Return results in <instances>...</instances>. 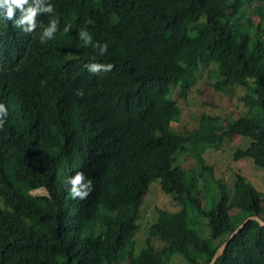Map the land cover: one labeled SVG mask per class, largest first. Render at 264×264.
Here are the masks:
<instances>
[{"label":"trees","instance_id":"16d2710c","mask_svg":"<svg viewBox=\"0 0 264 264\" xmlns=\"http://www.w3.org/2000/svg\"><path fill=\"white\" fill-rule=\"evenodd\" d=\"M48 2L53 12L37 16L33 33L0 20V103L8 111L0 130V264H171L175 257L209 264L225 242L213 264H264L258 220L230 238L247 217L264 220V189L240 173L227 185L208 165L185 170L177 161L238 135L246 145L233 159L264 170V0ZM57 16L54 38L41 43ZM81 29L91 45H82ZM90 62L113 68L93 75L84 67ZM200 65L212 66L215 89L248 79L251 86L241 97L244 114L223 120L201 112L200 129L189 130L174 124L180 108L171 92L187 88ZM77 171L92 181L85 199L72 198L66 183ZM153 182L179 208L156 209L137 242Z\"/></svg>","mask_w":264,"mask_h":264},{"label":"rangeland","instance_id":"374dc122","mask_svg":"<svg viewBox=\"0 0 264 264\" xmlns=\"http://www.w3.org/2000/svg\"><path fill=\"white\" fill-rule=\"evenodd\" d=\"M209 69H212V66H197L190 77V85L187 88H182L180 84L173 87L172 98L178 102L180 108V114L173 119L176 121L174 124H180L189 130L200 129L199 116L201 112L210 116L218 115L223 120L225 117L229 120L234 119L246 112L241 97L248 92L251 86L250 80L237 83L229 88L215 89L213 85H209L213 81L209 76ZM214 126H211L210 129L213 130ZM201 129L209 135L213 134L210 130ZM214 133L216 134L215 131ZM220 145L218 148H206L199 157L183 152L178 156L177 161L185 170H196L202 165H208L212 167V177L219 179L222 183L225 182L227 185H232L234 174L240 173L258 190L262 191L264 189V170H255L253 162L249 158L234 160L232 157L236 148L245 147V141L240 136L234 135L232 138L224 140ZM34 193H45V190L39 189ZM201 201H203L202 198ZM141 208L142 217L139 222L142 226L137 234V242L140 241V238L143 239L145 224L156 215V209L174 211L179 207L171 197L160 190L157 182H153L144 195ZM200 230L203 231L204 229L201 228ZM205 234L207 235V233ZM171 264L184 263L175 257Z\"/></svg>","mask_w":264,"mask_h":264},{"label":"clouds","instance_id":"9594fccd","mask_svg":"<svg viewBox=\"0 0 264 264\" xmlns=\"http://www.w3.org/2000/svg\"><path fill=\"white\" fill-rule=\"evenodd\" d=\"M52 12L53 7L48 0H0V20L9 23L14 31H23L26 34L35 32L37 28V16L42 13L51 14ZM59 23L58 16L50 19L48 25L43 27L40 34L39 39L41 43H46L54 38L59 29ZM70 29L71 25L66 24L63 31L67 33ZM78 36L83 46L92 44V35L86 29H81L78 32ZM95 47L98 49L100 55L107 53L108 46L106 43L97 42ZM0 49H2V43H0ZM84 67L93 75H98L101 72H110L113 64L90 62ZM76 95L83 97V90L77 89ZM7 115L6 106L0 103V130L3 129ZM66 183L70 185V194L74 199H85L92 191V181L87 179L82 171L75 172L68 178Z\"/></svg>","mask_w":264,"mask_h":264},{"label":"water","instance_id":"95a60500","mask_svg":"<svg viewBox=\"0 0 264 264\" xmlns=\"http://www.w3.org/2000/svg\"><path fill=\"white\" fill-rule=\"evenodd\" d=\"M249 219H256V220H258V222L261 224V225H264V220H262V219H260L258 216H256V215H253V216H249V217H247L234 231H233V233L230 235V238L233 236V234H235L236 232H238L241 228H242V226H243V224L247 221V220H249ZM225 244H226V242L225 243H223L218 249H217V251H216V253H215V255H214V257L212 258V260H211V262L209 263V264H213L214 263V261H215V259L222 253V250L224 249V246H225Z\"/></svg>","mask_w":264,"mask_h":264}]
</instances>
